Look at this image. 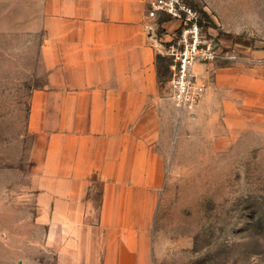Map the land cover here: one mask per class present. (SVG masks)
<instances>
[{
	"label": "crops",
	"instance_id": "obj_1",
	"mask_svg": "<svg viewBox=\"0 0 264 264\" xmlns=\"http://www.w3.org/2000/svg\"><path fill=\"white\" fill-rule=\"evenodd\" d=\"M148 2L0 0L1 17L16 11L19 32L42 34L47 83L32 95L29 128L32 157L47 179V217L63 240L56 245L49 236L57 264H156L168 119L146 31ZM224 42L240 58L216 66L201 111L216 92L264 97V50H249L240 38Z\"/></svg>",
	"mask_w": 264,
	"mask_h": 264
},
{
	"label": "rangeland",
	"instance_id": "obj_2",
	"mask_svg": "<svg viewBox=\"0 0 264 264\" xmlns=\"http://www.w3.org/2000/svg\"><path fill=\"white\" fill-rule=\"evenodd\" d=\"M150 1L155 35L146 31L157 50L168 119L162 123L165 178L153 219L155 263L264 264V97L216 92L200 110L216 66L240 58L224 41L240 38L247 49L264 50V0H187L200 11L204 32L237 57L197 67L207 91L191 111L174 105L169 86L166 49L178 25L165 15L151 17ZM15 13L0 15V264H57L49 236L56 235V245L63 240L47 217V179L32 157L29 128L32 95L47 83L42 34L19 32Z\"/></svg>",
	"mask_w": 264,
	"mask_h": 264
},
{
	"label": "built area",
	"instance_id": "obj_3",
	"mask_svg": "<svg viewBox=\"0 0 264 264\" xmlns=\"http://www.w3.org/2000/svg\"><path fill=\"white\" fill-rule=\"evenodd\" d=\"M150 15L153 18L165 15L178 24L166 49V55L171 57L169 86L174 105L182 111H191L207 91L197 67L212 66L219 59L236 61L237 57L229 50L223 52L221 40L204 32L200 11L187 0H151ZM146 28L155 35L153 25Z\"/></svg>",
	"mask_w": 264,
	"mask_h": 264
}]
</instances>
